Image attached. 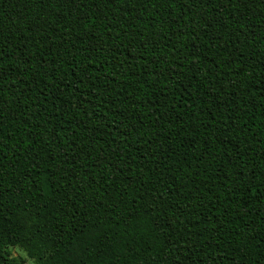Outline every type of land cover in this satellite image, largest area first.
I'll return each instance as SVG.
<instances>
[{
  "label": "trees",
  "instance_id": "16d2710c",
  "mask_svg": "<svg viewBox=\"0 0 264 264\" xmlns=\"http://www.w3.org/2000/svg\"><path fill=\"white\" fill-rule=\"evenodd\" d=\"M264 264V0H0V264Z\"/></svg>",
  "mask_w": 264,
  "mask_h": 264
},
{
  "label": "rangeland",
  "instance_id": "374dc122",
  "mask_svg": "<svg viewBox=\"0 0 264 264\" xmlns=\"http://www.w3.org/2000/svg\"><path fill=\"white\" fill-rule=\"evenodd\" d=\"M8 250H9V253L11 256L22 258L24 261V264H44V262L46 260V257H44V256L30 258V257L26 256L24 251L17 246L9 247Z\"/></svg>",
  "mask_w": 264,
  "mask_h": 264
}]
</instances>
